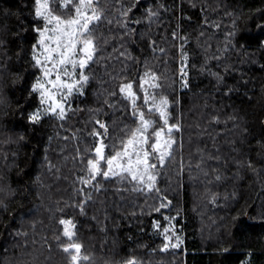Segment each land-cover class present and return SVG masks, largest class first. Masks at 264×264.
Instances as JSON below:
<instances>
[{
    "label": "trees",
    "instance_id": "1",
    "mask_svg": "<svg viewBox=\"0 0 264 264\" xmlns=\"http://www.w3.org/2000/svg\"><path fill=\"white\" fill-rule=\"evenodd\" d=\"M100 3L115 19L120 0ZM158 5L159 18L149 23L144 8ZM33 8V0H0V38L6 41L0 47V264H69L57 244L58 236L66 239L60 218L73 220L81 256L90 257V264L132 258L138 264H244L249 252L250 264H264V49L258 44L264 33L254 27L264 0H141L136 18L142 22L123 47L117 24L100 25L97 34L108 43L91 66L86 96L72 103L81 111L35 127L26 119L37 106L27 91L34 71L28 55L35 39ZM236 17L243 48L229 45ZM125 49L132 59L120 56ZM184 64L187 87L181 86ZM145 65L159 77L157 92L171 101L173 122L181 125L173 158L160 170V192L101 180L99 190L86 192L91 199L81 213L72 205L81 199L76 189L82 187V158H90L96 143L92 121H106L112 139L105 143L118 145L121 129L133 121L117 85L123 76L139 90ZM88 109L102 111L93 115ZM161 196L172 204L157 212ZM244 212L242 235L231 225ZM168 226L181 244L162 251ZM221 247L231 250L221 254Z\"/></svg>",
    "mask_w": 264,
    "mask_h": 264
},
{
    "label": "snow or ice",
    "instance_id": "2",
    "mask_svg": "<svg viewBox=\"0 0 264 264\" xmlns=\"http://www.w3.org/2000/svg\"><path fill=\"white\" fill-rule=\"evenodd\" d=\"M33 3L34 19L30 24L35 39L28 48V55L29 66L34 71L27 91L29 99L33 97L36 99L37 106L27 112L26 119L35 127L48 119L66 121L69 112L74 114L76 111H81L78 108L73 109L72 103L75 99L86 96L87 86L92 79L89 74L91 66L103 58L100 56L102 45L108 43V38L97 34L100 25L117 24L120 29L121 47H123L125 37L132 40L137 35L134 25L140 24L142 20L136 18L141 0H120L115 19L108 18V13L100 0H33ZM162 7L163 5H158L156 8L145 7L142 17L151 23L159 18V9ZM237 19L239 17L233 19V29L228 33L229 45L233 48L237 45L243 48L244 45L239 43L243 36L238 38ZM254 27L258 32L264 33V13L259 15ZM172 36L176 39L177 33L174 31ZM155 43L151 41L152 45ZM258 44L260 49H264V40L259 41ZM0 47H6L3 38H0ZM160 51L163 52L164 49ZM120 56L132 59L127 49L120 52ZM184 58L186 59V56ZM186 68L187 65L184 64L180 69L182 87L188 86ZM145 69L139 80L142 104L137 103L141 100V96L134 89L133 81L122 76V82L117 85L118 92L129 101V115L133 121L132 126L126 124L121 129L118 145L105 143L106 139H112L108 135L109 128L106 121L101 119L92 121L95 127L90 136L96 143L91 150L90 158L86 160L82 158V163L85 165L84 174L78 178L82 187L76 189L81 199L79 203L72 205L81 213L84 211V205L91 199L85 190L87 188L99 190L101 180L116 179L120 183L132 185L134 191L160 192L157 186L160 170L173 158V147L178 145L174 134L180 133L181 125L178 120L173 122L170 112L171 101L167 96L157 92L160 88L159 77L147 69L146 65ZM218 79L222 81L223 78L218 77ZM232 91L233 89L229 88L226 95ZM115 95L116 92L109 93V96ZM104 103L109 108L115 107L113 104H108L107 100ZM88 111L93 115H99L102 110L88 109ZM146 112L151 113L152 116L147 115ZM20 139H23V136ZM106 149H110L109 154H106ZM247 167L254 170L251 161L248 162ZM215 179L219 181L221 175L217 174ZM160 201L159 206L154 209L157 212L172 204L166 196H161ZM60 211L62 212L63 209ZM247 216L248 213L244 212L232 218L231 227L242 235L245 228L243 218ZM165 219L171 221L175 218L165 217ZM58 223L63 226L61 236L66 239L61 240L58 236L57 244L68 255L69 264H83L84 261L90 264V257L81 256L83 244L78 242L73 220L60 218ZM155 227L159 229V223ZM162 231L165 241L162 251H167L169 246L180 247L181 237L174 228L164 227ZM229 235H232L231 231ZM173 240L175 243L172 242ZM230 250L229 247H221L219 252L227 254ZM247 255L249 260L244 264H250L252 253L249 252ZM125 264H138V261L132 258L125 261Z\"/></svg>",
    "mask_w": 264,
    "mask_h": 264
},
{
    "label": "rangeland",
    "instance_id": "3",
    "mask_svg": "<svg viewBox=\"0 0 264 264\" xmlns=\"http://www.w3.org/2000/svg\"><path fill=\"white\" fill-rule=\"evenodd\" d=\"M134 89H135V87H134ZM135 90L137 91V94L141 96V100H138L137 103L138 104H142L143 103V101H142V91L140 89L139 90L135 89ZM146 114L149 115V116H152L151 113H147L146 112ZM89 190H90V188H87L85 191L88 192ZM168 227H172V226H168ZM172 242L175 243L174 240Z\"/></svg>",
    "mask_w": 264,
    "mask_h": 264
}]
</instances>
